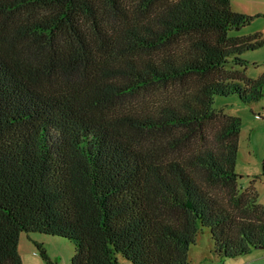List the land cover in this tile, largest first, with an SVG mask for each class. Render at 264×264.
<instances>
[{"label": "trees", "instance_id": "trees-1", "mask_svg": "<svg viewBox=\"0 0 264 264\" xmlns=\"http://www.w3.org/2000/svg\"><path fill=\"white\" fill-rule=\"evenodd\" d=\"M230 0H0V264L21 233L70 264H191L264 247V205L235 172L240 118L263 96L242 55L264 34ZM46 264V249L35 242Z\"/></svg>", "mask_w": 264, "mask_h": 264}, {"label": "rangeland", "instance_id": "rangeland-1", "mask_svg": "<svg viewBox=\"0 0 264 264\" xmlns=\"http://www.w3.org/2000/svg\"><path fill=\"white\" fill-rule=\"evenodd\" d=\"M234 32L231 31L230 34L233 35ZM247 53L245 52L242 57L245 58ZM251 60L245 74L257 78L264 71V62ZM214 107L240 118V138L235 172L239 175L238 182L242 189L254 180L258 202L264 205V86L263 96L257 102L246 104L236 94H232L215 96ZM19 238V254L20 256L23 254L30 264H46L35 242L43 245L52 264H70L74 251L71 241L38 232H23ZM212 245L210 230L203 227L197 234L196 243L193 246V249L198 251V257L191 260V264H264V247L251 248L249 252L236 257L217 258L212 254Z\"/></svg>", "mask_w": 264, "mask_h": 264}, {"label": "crops", "instance_id": "crops-1", "mask_svg": "<svg viewBox=\"0 0 264 264\" xmlns=\"http://www.w3.org/2000/svg\"><path fill=\"white\" fill-rule=\"evenodd\" d=\"M230 5L233 11L254 16V19L250 24L241 27L239 30L235 31L233 35L246 36V35L255 34V33L264 34V0H230ZM261 50H264V46L256 50L247 51L248 55H246L245 58L249 61L251 59H254V60H251L253 62H258L259 60H262L264 62V51H261ZM263 73L264 71L262 72V74ZM193 246L194 245H192L189 248V257H190V260L192 261L198 257V251H195L193 249ZM18 249H19V244H18ZM21 259H22L23 264H30L23 254L21 255ZM119 264H131V263L129 261L121 259Z\"/></svg>", "mask_w": 264, "mask_h": 264}]
</instances>
